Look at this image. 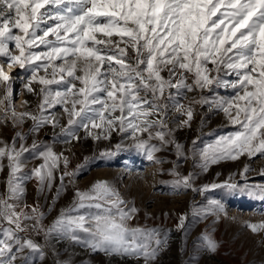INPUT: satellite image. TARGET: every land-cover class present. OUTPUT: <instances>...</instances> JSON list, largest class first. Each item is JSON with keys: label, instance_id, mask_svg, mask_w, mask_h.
<instances>
[{"label": "snow or ice", "instance_id": "1", "mask_svg": "<svg viewBox=\"0 0 264 264\" xmlns=\"http://www.w3.org/2000/svg\"><path fill=\"white\" fill-rule=\"evenodd\" d=\"M39 45L47 51L36 52ZM0 58L8 69L18 66L30 73L25 84L29 92L33 82L41 85L38 114L17 113L10 99L11 77L0 64V110L5 118L11 114L14 125L30 119V133L46 125L61 127L51 114L60 106L67 115V126L61 127L65 142L78 140L80 129L100 139L118 128L133 138L149 161L160 163L154 154L166 145L184 157V146L171 138L169 106L186 117L180 124L188 126L192 105L199 103L222 110L241 128L222 137L215 147L200 150L204 171L221 159L264 156V0H0ZM41 70L45 75H38ZM230 74L236 79L224 78ZM221 86L232 88L235 97L201 96L187 106L179 102V97L187 99V92ZM24 138L18 132L11 144L0 140V171L3 161H8L6 191L0 193V264L18 260L28 264L26 250L42 254L29 232L43 233L46 240L56 234L77 243L81 242L77 233L83 232L90 238L83 243L94 251L141 257L144 264H152L166 241L156 229L129 226L137 209L129 207L107 181L77 191L74 206L44 225L39 205L24 200L26 182L34 179L38 191H51L56 170L61 164L66 169L69 161L51 145L36 141L30 148L21 144L18 150L16 140ZM26 152L42 163L25 170ZM71 175L67 171L59 175L61 187L55 198ZM192 179V175L182 176L174 183L190 188ZM224 187L264 199V185ZM86 206L97 211L87 217L72 215ZM210 207L225 211L220 201H212ZM249 226L264 230V222ZM203 240L209 250H215L214 240L207 235Z\"/></svg>", "mask_w": 264, "mask_h": 264}, {"label": "rangeland", "instance_id": "2", "mask_svg": "<svg viewBox=\"0 0 264 264\" xmlns=\"http://www.w3.org/2000/svg\"><path fill=\"white\" fill-rule=\"evenodd\" d=\"M37 35H42V32L38 31ZM48 38L51 39V35ZM9 47L13 48L14 45ZM34 50L38 53L47 51L43 45ZM55 63L59 64L60 61ZM209 67L212 65L209 64ZM16 73L17 76L23 73L28 80L30 78V73L18 66ZM38 75L45 73L41 70ZM162 75L167 74L165 72ZM26 78L20 79L21 81L16 79L18 90L23 89L25 100L20 111L38 114L41 85L33 82L30 85L33 91L30 93L24 88L28 82ZM224 78L229 81L236 79L234 74ZM14 91L11 89L10 99ZM2 94L3 89L0 88V95ZM15 96L11 99L12 105L19 100V97ZM185 96L187 99H178L181 104L187 106L189 101L198 100L201 96L209 99L234 98L235 91L230 87L221 86L213 90L205 89L203 92L194 90L185 93ZM192 108V120L188 126H182L180 121L186 117L169 106L168 127L172 130L171 138L184 146V157L177 155L174 146L166 145L154 154L157 160L162 161L160 163L149 161L144 151L135 147L133 138L120 131L115 134L112 131L108 138H86L85 141L82 140L80 147L75 144L76 140L65 142L61 127L67 126V115L60 106L51 110V114L59 120L61 127L46 125L36 133L29 132L33 123L30 119V122L25 120L14 125L11 114L5 118L0 110V140L11 144L19 132L25 138L16 140L18 150L21 144L30 148L33 141H36L38 144L51 145L55 152L63 153V156L67 157L68 166L65 169L61 164L56 170L57 179L51 191H38L34 179L27 181L25 185V202L29 205H39L40 211L45 214L43 223L46 226L50 225L62 210L74 206L77 191L86 192L97 181H107L119 192L120 197L128 202L129 207L134 206L137 209L133 219L129 221V226L156 229L159 238L166 241L152 264H264V230L253 231L249 226L264 222V199L224 187L226 184L241 187L264 185V156L257 154L250 157L241 154L234 160L221 159L215 164H210L207 171H204L201 167L200 150L209 145L215 147L222 137H230L241 128L239 124L232 122L228 114L216 107L210 108L207 104L196 103ZM231 115L235 116V111H232ZM240 118L243 120V115ZM152 143L157 141L153 140ZM117 145L120 147L117 148ZM157 146L159 147L158 144ZM23 158L25 170L42 163L40 158L28 152L24 153ZM3 163L5 167L0 171V193L6 191L5 182L8 179V161L5 159ZM245 167L248 168L247 172L244 171ZM173 170L178 172L179 176L175 175ZM64 171L74 175L65 177L63 190L59 197L55 198L56 190L61 187L58 177ZM188 175L193 176L192 187L175 185L177 179ZM212 185L218 187L213 188ZM204 186H208L206 190ZM212 201H220L225 211L218 213L212 210ZM85 203L87 205L88 202ZM96 211L97 209L86 206L73 211L72 215L87 217L89 212ZM77 234L80 243L56 234L46 240L43 233L34 235L29 232L28 235L41 245L43 252L41 254L26 250L24 255L28 264H144L141 257L94 251L83 243L90 239L88 234ZM205 235L215 241L214 251L206 247L203 240ZM152 246H155L154 243ZM17 264L21 262L18 260Z\"/></svg>", "mask_w": 264, "mask_h": 264}, {"label": "bare ground", "instance_id": "3", "mask_svg": "<svg viewBox=\"0 0 264 264\" xmlns=\"http://www.w3.org/2000/svg\"><path fill=\"white\" fill-rule=\"evenodd\" d=\"M101 38V37H100ZM1 60V59H0ZM0 64H3L4 66H5V70L9 73V75H10V77H11V89L12 90H15V91H17V93L19 94L17 97H19V100L17 101V103L16 104H14L13 106L15 107V110H16V112L17 113H20L21 111H20V107H22V104H23V101H25L24 100V98H23V96H24V94H23V89L21 90V88H20V90H18L19 89V87H18V85H16V79H18V80H20V79H25L26 78V75H24L23 73H21V75L20 76H17V73H16V66H14L13 68H11V69H8L7 68V63H6V61L2 58V60L0 61ZM28 79L26 78V81H27ZM21 81V80H20ZM21 83V82H20ZM23 83V82H22ZM27 83V82H26ZM25 83V84H26ZM25 88V87H24ZM31 93V92H30ZM14 96V94L12 95V97ZM16 96H15V98H17ZM29 110V109H28ZM117 114H119V113H117ZM29 122H30V120H28ZM23 126V125H22ZM49 129V128H48ZM47 130V129H46ZM94 131H96V132H99L100 130L99 129H96V130H94ZM115 131V132H114ZM117 132H119V130H118V128H115L114 130H113V133L115 134V133H117ZM112 133V132H111ZM111 135V134H110ZM32 136H34V135H32ZM77 136L79 137V139L78 140H76V142H75V144L77 145V146H79L80 147V144H81V142H82V140H84L85 141V139L86 138H93L92 136H88V135H86V133H85V131L83 130V129H80V130H78L77 131ZM113 136V135H112ZM35 137V136H34ZM114 137V136H113ZM39 138V137H38ZM36 139H37V137H36ZM37 140H39V139H37ZM87 140H89V139H87ZM116 140V139H115ZM55 148V147H54ZM78 148V147H77Z\"/></svg>", "mask_w": 264, "mask_h": 264}, {"label": "built area", "instance_id": "4", "mask_svg": "<svg viewBox=\"0 0 264 264\" xmlns=\"http://www.w3.org/2000/svg\"><path fill=\"white\" fill-rule=\"evenodd\" d=\"M17 94H18L17 91H14V96L17 95ZM14 96H13V97H14ZM13 97H11V99H12Z\"/></svg>", "mask_w": 264, "mask_h": 264}]
</instances>
